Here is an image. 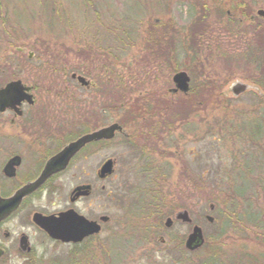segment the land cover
<instances>
[{"label":"rangeland","instance_id":"obj_1","mask_svg":"<svg viewBox=\"0 0 264 264\" xmlns=\"http://www.w3.org/2000/svg\"><path fill=\"white\" fill-rule=\"evenodd\" d=\"M0 2V14L7 17L8 29L17 30L15 35L7 36L0 19V80L3 83L12 77L34 82L40 58L64 57L69 63H76L81 58L78 50L87 51L95 46L94 42L96 47L110 50L112 56H122L121 61L126 59L134 67H141L145 62L147 65L159 56L172 57L173 63L164 64L159 70L162 75L155 80L149 78L137 88L136 85L129 87L127 104H135L138 92H156L160 88L161 94L168 93L177 71H187L191 78V95L184 97L178 93L176 96L175 154L171 157L174 168L170 175H146L141 169L143 165L131 157L130 146L122 143L121 135L112 140L108 153L94 156L92 166L96 168L103 157L117 158V170L105 180L95 175V196L80 202L79 207L91 218L106 215L110 220L96 238L95 255L81 254L72 264H197L208 256L207 244L215 242L224 250L221 257L225 261L219 264H232L230 258L242 251L261 250L254 235L243 230L242 225L230 229L221 239H214L224 224L216 207L218 201L224 209L226 203L232 202L235 191L242 190L245 195L257 194L252 196L253 200L264 206V97L261 94L264 90L254 83L262 77L263 70L252 62L253 54L249 50L250 45L264 47V40L260 39L259 43V37L264 36V16L258 14V10H264V0ZM194 13L198 14L195 19ZM122 19H127V28H130L129 21L132 22L138 35L134 45H126L120 53L122 42L115 27L120 26ZM10 42L27 47V53L20 54ZM157 44L162 49H157L160 47ZM167 49L172 50L170 54ZM28 52L35 53V59L30 62L26 59ZM137 76L141 79L133 69L129 81H136ZM238 80L249 83L252 88L235 96L230 89ZM187 106L195 109L189 111ZM119 114V110L113 112V118ZM254 118L261 119L254 121ZM128 128L135 130V125L128 124ZM133 164L135 168L130 170ZM72 176L76 174L65 175L63 191L57 192L53 200L42 203L55 209L63 207L68 202V190L77 183V178ZM152 187L163 192V199L159 200L162 226L155 230V235L148 234L143 240L144 218L150 210L142 208L140 200L141 196L152 199L150 192L146 195ZM239 200L243 202L240 196ZM212 204L214 210H211ZM181 210H188L192 223L174 217ZM207 215L214 217V221L210 222ZM169 216L174 218L171 227L164 224ZM152 221L157 223L155 218ZM13 224L17 231L24 229L18 220ZM194 225L202 227L207 243L191 252L184 242ZM25 230L33 233L42 264H63L66 246L46 240L33 223ZM160 237L165 241L161 242ZM0 264L22 263L11 256Z\"/></svg>","mask_w":264,"mask_h":264},{"label":"flooded vegetation","instance_id":"obj_2","mask_svg":"<svg viewBox=\"0 0 264 264\" xmlns=\"http://www.w3.org/2000/svg\"><path fill=\"white\" fill-rule=\"evenodd\" d=\"M93 45L87 51L78 50L81 58H77L76 63H69L64 57L52 60L40 58V64L35 68L34 82L27 83L18 77L8 78L4 83L0 80V88H3L9 82L21 79L30 88L23 90L22 94L32 96L30 99L21 97L17 103L0 110V195L3 198L13 196L25 184L36 181L46 170L48 162L79 137L114 123L123 127L113 138L86 143L65 167H57L43 185L24 196L21 203L0 220V262L12 256L22 264H42L33 233L25 230L32 223L46 240L66 246L63 253L65 260H61L63 264L74 263L81 254L95 255L96 238L110 217L108 221H102V216L106 215L91 218L79 207V203L94 198L95 175L105 180L116 172L117 158L103 157L97 168L92 166V160L96 154L108 153L112 140L118 135L122 136L123 144L130 146L131 157L143 165L141 169L146 175H170L174 168L171 157L175 154V101L178 93L184 97L191 95V78L190 90L186 93L174 91V73L171 80L173 86L168 88V93L161 94L160 88L156 92H138L135 104H127L129 87L136 85L137 88L149 78L155 80L162 75L159 70L164 68V64L169 66L173 63L172 57L159 56L151 64L148 62L146 65L145 62L141 67H134L132 62L126 63V59L121 61L122 56H112L110 50L96 47V42ZM15 47L20 54L27 53V47ZM125 48L121 43L120 53ZM171 51L168 50V54ZM26 59L29 62L35 59V53L28 52ZM133 69L139 72L141 79L138 80L137 76L136 81H129L128 76ZM80 76L85 80H80ZM161 85L165 86V83ZM187 108L190 111L195 106ZM118 110L120 114L115 119L112 113ZM132 123L135 130L130 131L128 124ZM110 159L113 160L114 171L101 178L102 167ZM131 168L134 170V164ZM71 172L76 174L72 177L77 178V183L66 194L68 202L57 209L51 208L48 203L43 204L44 200H53L57 192L63 191V177ZM105 188L103 185L102 189ZM69 210L80 213L88 220L98 221L101 224L100 232L87 235L81 241H63L52 238L33 220L34 213L58 217ZM14 220H18V225L24 229L17 231Z\"/></svg>","mask_w":264,"mask_h":264},{"label":"water","instance_id":"obj_3","mask_svg":"<svg viewBox=\"0 0 264 264\" xmlns=\"http://www.w3.org/2000/svg\"><path fill=\"white\" fill-rule=\"evenodd\" d=\"M259 15L264 16V10H258ZM80 80H85L84 77L80 76ZM190 76L187 71H177V73L173 77V81L175 82L174 91H183L188 92L190 90ZM251 85L249 83L242 82L241 80L235 81L231 85V92L235 96H239L245 91L251 89ZM29 90L21 79L14 80L9 82L5 87L0 88V110L5 109V107L12 105L18 102V99L21 97H26L30 99L31 94H22L23 90ZM259 89V87H258ZM262 97H264V92H261ZM123 127L114 123L109 125V127L104 128L100 131H96L94 133H88L79 137V139L69 143L64 147L59 154L54 156L47 164L46 170L42 173L40 177L36 179V181L30 182L29 184H25L23 188L18 190L13 196L8 198H3L0 195V220L5 217L6 214L10 213L15 209L19 203H21L24 196L34 192L37 190L46 179L52 174V172L57 167H65L72 156L78 152L86 143L99 139H107L113 138L117 131L121 132ZM113 160H108L102 167L100 177L106 178L107 175L112 174L114 171ZM215 205H211V209L213 210ZM176 219L181 220L186 223H192L193 219L190 216L188 210H181L176 213ZM207 219L210 222L214 221V217L207 215ZM34 222L44 229L52 238L61 239L63 241H81L85 236L99 233L101 230V224L98 221L88 220L85 216L78 214L74 210H69V212H64L55 217L54 215L45 216L41 213H34L33 216ZM109 216H102V221H108ZM165 226L171 227L174 224V219L169 216L166 217ZM161 242H164L165 239L160 237ZM206 242L204 232L201 226L194 225L192 231L188 234L185 239V248L189 251H195L204 246ZM1 256V254H0Z\"/></svg>","mask_w":264,"mask_h":264},{"label":"trees","instance_id":"obj_4","mask_svg":"<svg viewBox=\"0 0 264 264\" xmlns=\"http://www.w3.org/2000/svg\"><path fill=\"white\" fill-rule=\"evenodd\" d=\"M51 2H54L55 0H48ZM1 3V2H0ZM1 6V5H0ZM2 13V11H1ZM0 19L4 26V31L7 34L15 35L17 33V30L14 28H11L13 30L8 29V21L6 16H1ZM198 15V14H196ZM194 13V19L196 17ZM135 23V21H133ZM119 27H115V32L118 33L119 41L125 43L124 45L127 47H132L134 45V40L137 39L136 36L138 35V32L133 29V23L129 21V27L127 28V19H122V22L119 24ZM136 31V32H135ZM168 38V37H167ZM260 39L263 41L264 36L259 37V43ZM124 41V42H123ZM162 42V40H161ZM154 44V43H153ZM252 44V43H251ZM11 46H16L17 42H10ZM170 45V43H169ZM156 46H160L157 49H162V46L157 44ZM248 48V47H247ZM250 54H253L252 62L255 63V66L257 68H261L263 73H261L257 80H255L254 83L259 84L261 88L264 90V47L261 45L260 47L255 46H249ZM154 49V53H155ZM256 51V53H255ZM158 55V52H157ZM258 119L261 118H254V121H258ZM257 126H260V124H257ZM254 138V137H253ZM150 192L149 200H146L144 197L141 196V205L142 208L145 207V210L149 212L148 215L145 216L144 220L146 223L143 227V240L147 239L148 234L155 235L157 232L155 230H159L162 226V202L159 200H162V191L159 188L152 187L149 189L146 193L148 195ZM235 197L232 198L231 203H226V208L221 209L220 203L216 204L217 210L220 212V215L223 217V226L219 230L218 235L215 237V241L221 239L224 235H226L230 229H236L237 226L242 225L241 228L245 231H249L254 235V240L258 245H260L261 250H253V251H242L239 256H234L230 258L233 260L232 264H237L238 261H240L241 264H264V206L257 203V201L253 200L254 198L252 196L257 195L254 193H251V195H245L243 194L242 190H236L235 191ZM239 196L243 198V202H240ZM151 199V201H150ZM225 203V201H224ZM242 215V218H241ZM152 218H155L157 220V223H154L152 221ZM245 218V220H244ZM250 239L252 237H249ZM207 243V242H206ZM180 246L183 245V239L180 240L179 243ZM206 245V244H205ZM207 250L209 251L208 256L197 264H219L223 263L225 259L222 256L224 250L222 251L221 245L217 244L216 242L213 244L208 245L207 244ZM229 261V260H228Z\"/></svg>","mask_w":264,"mask_h":264}]
</instances>
